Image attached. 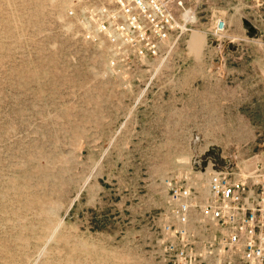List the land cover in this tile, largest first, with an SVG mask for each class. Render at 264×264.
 <instances>
[{"label":"rangeland","instance_id":"obj_1","mask_svg":"<svg viewBox=\"0 0 264 264\" xmlns=\"http://www.w3.org/2000/svg\"><path fill=\"white\" fill-rule=\"evenodd\" d=\"M64 1L0 0V264H179L174 182L264 166V0L211 3L221 33L202 0L168 2L178 28L140 82L103 75Z\"/></svg>","mask_w":264,"mask_h":264},{"label":"built area","instance_id":"obj_2","mask_svg":"<svg viewBox=\"0 0 264 264\" xmlns=\"http://www.w3.org/2000/svg\"><path fill=\"white\" fill-rule=\"evenodd\" d=\"M168 2L185 13L183 0H65L55 7L66 34L104 58V76L140 82L178 28ZM224 26L218 19L214 31ZM167 210L162 228L173 238L166 251L179 264H264V166L191 171L169 188ZM183 241L201 251L187 253Z\"/></svg>","mask_w":264,"mask_h":264},{"label":"crops","instance_id":"obj_3","mask_svg":"<svg viewBox=\"0 0 264 264\" xmlns=\"http://www.w3.org/2000/svg\"><path fill=\"white\" fill-rule=\"evenodd\" d=\"M216 1L217 0H202V12H203L202 19H204L205 21V22H202V26L214 25L216 23L217 20L215 19L216 18L215 14L218 11V8L216 6L211 5V3H214ZM244 1L248 2L250 0H244Z\"/></svg>","mask_w":264,"mask_h":264}]
</instances>
